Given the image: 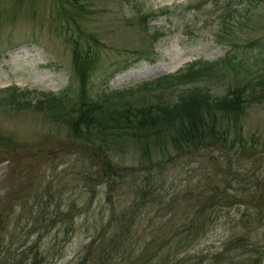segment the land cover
I'll return each mask as SVG.
<instances>
[{"label": "rangeland", "instance_id": "rangeland-1", "mask_svg": "<svg viewBox=\"0 0 264 264\" xmlns=\"http://www.w3.org/2000/svg\"><path fill=\"white\" fill-rule=\"evenodd\" d=\"M61 1H0V259L77 264L110 220L131 221L141 206L130 250H120L129 264L157 251L155 264H264V102L223 117L226 141L169 142L154 168L138 145L108 139L105 156L102 139L74 136L60 117L79 99L76 43L92 58L88 96L112 109L174 104L188 92L224 98L249 76L220 65L140 89L224 60L232 39L264 45V0H86L83 11ZM258 61L254 72L264 47ZM64 91V109L36 107ZM106 160L114 178L102 175Z\"/></svg>", "mask_w": 264, "mask_h": 264}, {"label": "trees", "instance_id": "trees-1", "mask_svg": "<svg viewBox=\"0 0 264 264\" xmlns=\"http://www.w3.org/2000/svg\"><path fill=\"white\" fill-rule=\"evenodd\" d=\"M84 1L86 0H62L60 4L63 7L72 5L77 11H83ZM224 21L226 22V18ZM225 47L228 49V56L220 62L210 65L195 63L178 75L162 77L140 89H148L154 85L163 87L173 83H188L213 72L220 65L249 76L248 79L247 76H243L247 79H245L243 87L233 92L230 91L224 98H214L211 95L202 93V96H197L200 93L188 94V92L174 104L167 102L146 107H117L112 109L110 106L105 105L108 98L103 101L101 98L94 100L95 98L88 96L86 82L92 70V58L89 52L84 53L80 45L76 43L74 69L77 77L79 99L73 109L65 111L66 113L60 116L61 120L67 123L74 136L91 138L92 140L96 136L99 141L102 139L98 145V150H101L100 153H105V156H109V150L112 149L108 139L111 140L112 146L116 147L118 143L123 144V146L127 144L138 145L141 148L142 161L150 164V168L155 167L153 163L156 156L167 153L166 148L169 142L176 147L186 145L189 148L208 141H226L225 139L229 137L230 131L229 127L223 126V117L231 122L232 116L236 115L238 118L240 113H243L246 109L244 102H247V104L256 101L264 102V66L259 72H254L257 65L261 63L258 61V56L262 55L264 45L261 42L236 44L232 39ZM167 87L169 86L167 85ZM66 95H68L67 91H64L59 97L49 96L45 101L39 100L36 107L43 110L47 109L49 104L50 108L58 107L62 110L64 109L62 105ZM241 95H244L247 99L241 98ZM100 153H98L99 156L102 155ZM156 166H159V163ZM117 174L115 167L108 160L103 162V176L107 175L114 178ZM146 180L149 183L151 177H147ZM141 208V206L136 208L134 219L121 224L118 221L114 228V221L110 220L101 230V237L104 239L102 243L99 244L98 238H95L85 248L77 264H129L128 257L125 254L130 249L124 251V247L138 233V230L133 231L132 229L138 219L137 213ZM166 244H169V242ZM95 247L97 251L93 253ZM157 254L158 251L153 256L132 264H155ZM161 258L164 261V258ZM0 260V264H23L21 262L22 258L18 261L12 257ZM176 264H181V261Z\"/></svg>", "mask_w": 264, "mask_h": 264}]
</instances>
